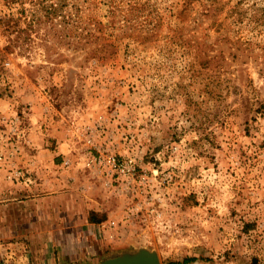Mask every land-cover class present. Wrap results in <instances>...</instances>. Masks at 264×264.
Returning <instances> with one entry per match:
<instances>
[{
  "label": "rangeland",
  "instance_id": "rangeland-1",
  "mask_svg": "<svg viewBox=\"0 0 264 264\" xmlns=\"http://www.w3.org/2000/svg\"><path fill=\"white\" fill-rule=\"evenodd\" d=\"M140 249L264 264V0H0V264Z\"/></svg>",
  "mask_w": 264,
  "mask_h": 264
},
{
  "label": "water",
  "instance_id": "water-1",
  "mask_svg": "<svg viewBox=\"0 0 264 264\" xmlns=\"http://www.w3.org/2000/svg\"><path fill=\"white\" fill-rule=\"evenodd\" d=\"M100 264H160V261L155 253L140 249L133 254L125 253L106 259Z\"/></svg>",
  "mask_w": 264,
  "mask_h": 264
},
{
  "label": "crops",
  "instance_id": "crops-1",
  "mask_svg": "<svg viewBox=\"0 0 264 264\" xmlns=\"http://www.w3.org/2000/svg\"><path fill=\"white\" fill-rule=\"evenodd\" d=\"M58 236H59V234H58ZM63 239H66V237H64V238L63 237H60V238H58L57 242L54 241V246H58V247H60V249H63L62 247H65V246L66 247L67 246H70V247H72V250H71L72 256H74V254H75L76 251L73 250V244H72L73 243V240L66 239L67 242H64ZM74 245H75V243H74ZM65 253L66 252H63L62 251L60 257H58L57 260H54L50 264H57V262H58V264H63L62 262L65 261V257L64 256L67 257L68 254H71L70 252L69 253H66V254ZM78 254H80L81 256H83L81 252H79Z\"/></svg>",
  "mask_w": 264,
  "mask_h": 264
},
{
  "label": "built area",
  "instance_id": "built-area-1",
  "mask_svg": "<svg viewBox=\"0 0 264 264\" xmlns=\"http://www.w3.org/2000/svg\"><path fill=\"white\" fill-rule=\"evenodd\" d=\"M110 167L114 169L117 172H124L125 170H129V168L126 165L117 163L114 158H112L109 162Z\"/></svg>",
  "mask_w": 264,
  "mask_h": 264
},
{
  "label": "trees",
  "instance_id": "trees-1",
  "mask_svg": "<svg viewBox=\"0 0 264 264\" xmlns=\"http://www.w3.org/2000/svg\"><path fill=\"white\" fill-rule=\"evenodd\" d=\"M53 10H54L53 12L55 13V12H56V11H55L56 8H53ZM12 13H13V11L11 10V11H10V14H12ZM90 221H91V220H90ZM185 261H187V260H185ZM170 264H178V263H170Z\"/></svg>",
  "mask_w": 264,
  "mask_h": 264
}]
</instances>
